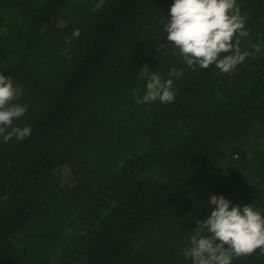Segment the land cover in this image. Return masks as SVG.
Wrapping results in <instances>:
<instances>
[{
    "label": "trees",
    "instance_id": "obj_1",
    "mask_svg": "<svg viewBox=\"0 0 264 264\" xmlns=\"http://www.w3.org/2000/svg\"><path fill=\"white\" fill-rule=\"evenodd\" d=\"M173 2L0 0V74L28 106L13 126L31 128L0 137V264H190L211 195L264 214V0H237L242 51L262 49L230 74L173 55ZM145 65L183 70L173 103L134 101Z\"/></svg>",
    "mask_w": 264,
    "mask_h": 264
},
{
    "label": "clouds",
    "instance_id": "obj_2",
    "mask_svg": "<svg viewBox=\"0 0 264 264\" xmlns=\"http://www.w3.org/2000/svg\"><path fill=\"white\" fill-rule=\"evenodd\" d=\"M98 0L95 9L103 6ZM237 0H174L167 22L163 25L166 40L173 55L192 71L207 69L212 65L221 74H230L246 58L256 57L262 45H253L252 51L241 49L244 38L250 35L246 28ZM81 32L75 29L72 39H79ZM70 45L71 39L66 38ZM71 59L70 49L62 53ZM140 78H146L143 96L135 89L133 99L137 104L159 101L173 103L176 98L174 78L183 70L172 66L167 79L147 65L141 69ZM23 95V89L14 86L11 77L0 74V137L4 143L13 138L23 141L31 135V128L13 126V122L25 115L27 105L14 103ZM210 215L195 220L196 228L190 231L182 256L190 264H233L235 259L250 256L259 251L264 255V214L251 204L233 206L222 195H211Z\"/></svg>",
    "mask_w": 264,
    "mask_h": 264
},
{
    "label": "rangeland",
    "instance_id": "obj_3",
    "mask_svg": "<svg viewBox=\"0 0 264 264\" xmlns=\"http://www.w3.org/2000/svg\"><path fill=\"white\" fill-rule=\"evenodd\" d=\"M59 174H61L62 176H64V177H68V173H67V171L64 169H62V170H60L59 171Z\"/></svg>",
    "mask_w": 264,
    "mask_h": 264
}]
</instances>
